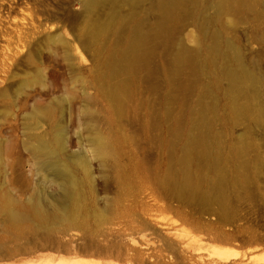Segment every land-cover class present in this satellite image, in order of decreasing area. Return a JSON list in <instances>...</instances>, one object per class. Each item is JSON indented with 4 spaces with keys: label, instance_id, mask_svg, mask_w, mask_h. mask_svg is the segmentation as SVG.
Listing matches in <instances>:
<instances>
[{
    "label": "rangeland",
    "instance_id": "374dc122",
    "mask_svg": "<svg viewBox=\"0 0 264 264\" xmlns=\"http://www.w3.org/2000/svg\"><path fill=\"white\" fill-rule=\"evenodd\" d=\"M217 1L197 0L190 14L173 22L166 39L157 42L151 35L148 65L114 73L109 61L130 37L131 27L126 30L125 21L140 23L148 31L156 23L150 0L106 2L93 8L87 7L86 0H0V187L25 198L32 185L41 183L33 155L25 146L36 144L37 137L50 140L57 127L63 130L69 152L88 155L94 163L88 128L92 113L113 153H122L119 161L114 162L111 155L108 165L94 173L95 200L109 206L108 254L80 249L88 240V232L81 228L68 231L77 242L76 253L38 249L0 259V264H41L47 257L52 264H208L213 247L236 255V260L264 264V201L251 197L256 190L264 194V0H256V10L225 13L217 10ZM214 32L223 44L230 40L239 46L257 77L252 84L255 96L238 97L249 103L245 113L237 110L226 90L222 54L208 60L196 74L182 71L184 78L191 79V88L179 99L166 100L170 57L186 47L194 49L199 59L209 58L207 44ZM195 79L203 89L215 87L219 158L216 167L192 158V179L209 196L182 199L175 190L165 192L157 178L179 176L186 170L178 144L183 141L174 142L170 150L159 148L148 141L157 130L144 131L135 116L149 121L168 116V122L160 123L161 133L174 126L182 129L187 140L195 130L193 109L201 87L194 86ZM152 81L158 85L154 91ZM121 88L123 93L114 92ZM218 174L223 175L220 192L230 209L227 224L218 216L221 203L212 186ZM2 224L1 217L4 250L45 243L41 234L18 237ZM159 237L164 238L161 243ZM192 239H199L204 249L188 250ZM149 240L154 243L150 245ZM125 244L136 245L139 253L122 258ZM156 249L162 253L154 261L149 255L154 256Z\"/></svg>",
    "mask_w": 264,
    "mask_h": 264
},
{
    "label": "bare ground",
    "instance_id": "6f19581e",
    "mask_svg": "<svg viewBox=\"0 0 264 264\" xmlns=\"http://www.w3.org/2000/svg\"><path fill=\"white\" fill-rule=\"evenodd\" d=\"M123 1L126 0H86V4L88 8H93L100 3L115 4ZM134 1L138 3L140 0ZM196 2L197 0H150L149 8L157 18L155 25L150 29L151 31H148L144 30L140 23L130 25L129 20L125 21L126 30L131 27L130 37L127 45L122 47L118 55L109 61L112 72L128 73L133 68L148 65L153 51V48L151 49L148 45L150 36L152 35L157 42L166 39L173 22H177L181 15L190 14ZM256 2V0H218L216 7L218 11L223 13L237 12L240 9L244 12V10L248 9L256 10ZM259 19L262 20L261 18ZM262 35H264V30ZM207 51L209 58L199 59L194 49L179 47L175 54L170 57L171 66L168 72L170 88L167 92L166 100L179 99L191 88V79L188 81L187 78H184L182 71L188 69L196 74L208 60L213 59L218 54H222L226 59V65L222 68V74L227 79L226 90L235 99L237 110L245 113L249 103L247 100H239L238 97L245 95L255 96L252 84L257 82V77L244 61L239 46L230 40H226L223 44L218 33L214 32L210 42L207 44ZM193 84H195L194 86H201L196 79ZM157 87L156 83L150 82L152 91ZM214 88L213 86H208L205 89L202 86L200 87L197 107L193 109L194 119L196 120L195 130L189 134L187 140L182 135V129H175L174 126H168L167 132L165 134L161 133L160 123L162 121L168 122L170 120L168 116H165L161 121L156 119L149 121L148 119H142L139 115L135 116L136 121H141L144 131L157 130V132L152 133L153 135L148 137V141L158 145L159 148L170 150L174 142L183 141L178 142V144L184 151L181 160L186 165V170L179 176H168L164 179L157 178V182L162 185L165 192L169 193L170 190H175L176 196L182 199L192 196H200L202 198L209 196L208 192L192 179L189 165L191 160H193L192 158H197L214 167L218 163L219 142H217L214 128L216 114ZM119 90L115 89L114 92L116 94L124 92L123 88ZM207 98L210 99L208 100ZM167 112L168 115L172 114V109L168 107ZM57 128L54 130L50 140L37 137L36 144H27L25 146L33 155L41 183L32 185L28 189L30 191L25 198H19L12 192L0 187V218H3L2 227L8 230H15L18 237L28 233L31 235L41 234L45 243L40 242L31 244L32 246L4 250L7 244L6 241L1 240L0 259L13 258L19 254H32L38 249L48 248L59 252L76 253L77 242L75 237L69 234L68 231L81 228L88 232V240L87 245L83 248L80 247V249L86 252L94 251L98 254H108L106 249L109 230L105 225L111 223L109 206L107 204L99 205L95 200L96 175L94 173L97 170L101 171L108 165V158L111 155H114V162H117L122 153H119L118 156L113 153L106 135L97 127L93 113L90 116L88 128L92 134L90 141L95 159L94 163L88 155L69 152L66 148L63 130L61 127ZM244 145L245 142L238 146L243 148ZM142 163L145 167V161L142 160ZM223 180V175L218 174L212 181V186L216 191L217 200L221 203L218 216L221 222L227 224L230 222V209L223 194L220 192ZM251 197L260 198L264 201V194L258 193V190L252 193ZM67 235L70 236L67 237ZM159 240L161 243L164 238L159 237ZM192 240L188 250L191 247L193 249H190V251L193 250V252L194 249L195 251L204 249L205 246L199 242V239L193 240L194 243L197 241L195 245L194 243L192 244ZM152 241L149 240L148 243L150 244ZM136 243L138 242L135 241ZM208 247L207 249H209ZM210 250L211 254L208 256L213 258L208 262H216L211 264H248L247 260L244 262L242 258L236 260V255L232 257L225 249L213 247ZM139 251L136 245L129 246L125 244V248H122V258H128L126 254H136ZM168 251L166 252L167 254ZM160 252L162 253V251L156 249L154 256L149 255V257L151 260L154 259L156 261L158 256L161 255ZM120 254L121 250L117 252V256ZM51 261L53 260L47 257L41 264H52ZM75 264H80V262Z\"/></svg>",
    "mask_w": 264,
    "mask_h": 264
}]
</instances>
